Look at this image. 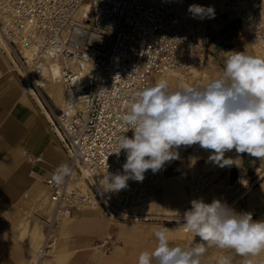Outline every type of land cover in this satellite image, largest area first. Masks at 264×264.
<instances>
[{"label":"built area","instance_id":"2783aa9c","mask_svg":"<svg viewBox=\"0 0 264 264\" xmlns=\"http://www.w3.org/2000/svg\"><path fill=\"white\" fill-rule=\"evenodd\" d=\"M217 1L238 21L248 45L264 52V0ZM189 6L186 0H0V48L9 47L16 71L26 75L43 100L71 168L62 183L41 179L52 214L29 264H51L57 220L75 209L97 208L122 220L149 219L139 209L150 201L151 185L162 169L148 170L142 182L129 180L118 193L101 195L98 187L107 170L123 172L124 151L111 153L121 136L133 135L120 122L132 94L149 86L155 74L189 75L204 66L205 24L193 18ZM50 63L59 68L63 91L57 110L39 85ZM75 170L83 174L81 182ZM213 178L190 175L186 193H201ZM249 186L232 201L243 198ZM175 222L183 223V216ZM181 231L183 248L193 247L196 238Z\"/></svg>","mask_w":264,"mask_h":264},{"label":"crops","instance_id":"0c3cea01","mask_svg":"<svg viewBox=\"0 0 264 264\" xmlns=\"http://www.w3.org/2000/svg\"><path fill=\"white\" fill-rule=\"evenodd\" d=\"M203 20L205 64L196 77L191 78L193 73L184 75V80L200 87L222 75L225 60L232 52L256 56L240 34L238 21L229 12L223 9ZM20 77L0 51V264H24L15 246L18 244V223L23 218L28 225L39 222L44 233L46 219L50 215L43 212L37 199L40 187H45V195L50 201L48 188L41 179L54 177L60 165H69V158L48 119L38 108L24 101L26 92ZM175 89L172 87L170 90ZM42 91L49 104L57 110L60 106L53 103L44 89ZM178 152L179 159L166 162L162 168L167 185L157 187L159 198L171 199L175 203L186 194L190 175L212 174L213 181L200 193L205 203L217 199L237 213H251L253 220H264V160L247 153L238 154L233 149L225 153V158L235 160L239 157L240 160L235 162L238 166L221 167L210 161L211 152L198 144L182 146ZM245 185H250L249 191L240 200L232 201ZM150 196V201L139 209L147 217L155 212L146 209L153 201L152 192ZM168 208L169 212L177 213L176 206ZM158 212L165 213L166 210L160 206L157 207ZM161 226L172 230L168 233L172 246L184 247L186 236L177 235V229L164 220H122L109 217L99 209H75L68 217L57 220L55 230L60 255L53 256L51 264H137L142 251L155 248L153 234ZM195 238L193 247L201 242L199 237ZM11 247H16L14 253ZM205 248V253L199 258L201 264H218L224 256H230L232 264H244L245 259L251 260L252 264H264V252L242 257L231 249L207 245Z\"/></svg>","mask_w":264,"mask_h":264},{"label":"clouds","instance_id":"9594fccd","mask_svg":"<svg viewBox=\"0 0 264 264\" xmlns=\"http://www.w3.org/2000/svg\"><path fill=\"white\" fill-rule=\"evenodd\" d=\"M193 18L214 16V8L192 4ZM121 125L133 135L119 138L111 153L126 155L123 172H107L98 191L118 193L128 181L142 182L145 173L160 171L166 162L179 159L178 149L198 144L209 150V160L219 166L237 165L225 153H247L264 160V57L232 52L225 60L222 75L203 87L181 86L170 90L166 80L137 90L130 98V110L120 117ZM238 166V165H237ZM108 169V168H107ZM71 173L60 165L54 179L62 183ZM183 228L200 241L194 247L172 246L165 226L154 232L156 246L142 251L137 264H201L205 245L231 249L242 257L264 252V220H253L251 213H237L226 203L214 199L191 201L183 215ZM218 264H232L230 256ZM244 264H252L249 259Z\"/></svg>","mask_w":264,"mask_h":264},{"label":"bare ground","instance_id":"6f19581e","mask_svg":"<svg viewBox=\"0 0 264 264\" xmlns=\"http://www.w3.org/2000/svg\"><path fill=\"white\" fill-rule=\"evenodd\" d=\"M211 7L213 6H219L220 10H214V13L221 11L223 5L218 2L217 0H210ZM207 7V5H205ZM86 13L88 12V8L85 9ZM2 48H0L1 53L6 57L8 60L12 70L16 71L15 64H13V57L11 56L10 49L6 45H1ZM16 73H18L16 71ZM59 73V68L55 63H50L49 67L46 70V78L39 81V85L44 89V91L47 93L48 97L53 101L54 104L57 106L62 107L63 106V91L61 89V84L59 80L57 79V75ZM19 74V73H18ZM198 75V70L193 71V74L191 78L196 77ZM22 81V88L26 92V96L24 98V101L29 104L33 105L34 107L38 108L40 110V113H42L46 119H51L49 112L47 111L45 104L41 97L36 93V91L30 86V84L27 81V77L24 73H22V77H20ZM160 80H166L170 86V89L172 87L179 88L181 86H192L191 82L188 80H184V75H178L175 73H169L164 72L161 74H155L150 85H154L158 83ZM195 84H198V81H195ZM55 134V133H54ZM56 136V134H55ZM75 174L78 175V179L81 182L83 179V174L74 171ZM34 175V174H33ZM167 185L166 181V175L164 171L162 170L161 177L159 180H157L155 183L151 185V192L153 193V201L147 205V210H153L155 211L152 214H149V218L152 219H161L166 221L168 225H171L172 227L182 228L183 229V223L175 222L178 221L179 218H181L186 210H189V205L191 204V201L194 199H201V194L198 193L196 195H188L187 193L182 197L180 200H175V203L171 199L163 200L157 196V187H165ZM37 199L39 200L40 206L43 208V212L48 213L50 216L52 214V208L51 204L48 202L47 197L45 195V187H40L37 191ZM164 207L166 212L157 213V207ZM176 206L177 207V213H171L167 209L168 207ZM94 210H97V208H94ZM63 217H68L67 215H63L58 218L61 219ZM17 232V239L18 244L15 245L17 247V252L20 253V258L23 260L24 264H29L34 256V252L40 243L43 233L41 231V224L38 222H34L33 225H28V222L25 220V218L22 219L18 223V227L16 229ZM10 245H8L9 247ZM14 246V245H12ZM11 247V252L14 253V250L16 249ZM59 245L57 244V238H56V247H55V254L54 256L60 255V252L58 250Z\"/></svg>","mask_w":264,"mask_h":264},{"label":"rangeland","instance_id":"374dc122","mask_svg":"<svg viewBox=\"0 0 264 264\" xmlns=\"http://www.w3.org/2000/svg\"><path fill=\"white\" fill-rule=\"evenodd\" d=\"M190 5L192 4H198V5H201V6H204L206 7L205 5H207V7H211V3H210V0H186ZM206 7V8H207ZM214 7V10H220V7L219 6H213ZM223 10V8L221 9ZM231 15V14H230ZM232 16V15H231ZM239 25V23H238ZM240 31V29H239ZM240 34H242L240 32ZM251 48V47H250ZM252 52L256 55V57H264V52L263 51H259V50H256V49H252ZM177 235H180L182 238H184L186 235L181 231V228H177ZM186 238V237H185Z\"/></svg>","mask_w":264,"mask_h":264}]
</instances>
